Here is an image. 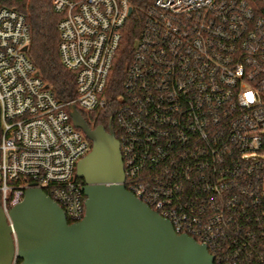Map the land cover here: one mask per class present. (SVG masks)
Returning <instances> with one entry per match:
<instances>
[{
	"label": "built area",
	"instance_id": "2783aa9c",
	"mask_svg": "<svg viewBox=\"0 0 264 264\" xmlns=\"http://www.w3.org/2000/svg\"><path fill=\"white\" fill-rule=\"evenodd\" d=\"M51 5L60 15V61L75 75L67 101L26 55L25 15L0 7V206L10 225L29 188L50 196L68 223L83 218L76 164L91 141L70 106L107 105L131 14L129 0ZM122 86L114 120L126 189L177 234L206 245L215 264H264L253 230L233 228L243 201L264 195V0H153Z\"/></svg>",
	"mask_w": 264,
	"mask_h": 264
},
{
	"label": "water",
	"instance_id": "95a60500",
	"mask_svg": "<svg viewBox=\"0 0 264 264\" xmlns=\"http://www.w3.org/2000/svg\"><path fill=\"white\" fill-rule=\"evenodd\" d=\"M70 116L91 141L76 164V176L84 182L85 214L68 223L42 189H27L9 212L11 225L0 206V264H215L206 245L177 234L126 189L114 132L91 127L75 105Z\"/></svg>",
	"mask_w": 264,
	"mask_h": 264
},
{
	"label": "trees",
	"instance_id": "16d2710c",
	"mask_svg": "<svg viewBox=\"0 0 264 264\" xmlns=\"http://www.w3.org/2000/svg\"><path fill=\"white\" fill-rule=\"evenodd\" d=\"M132 8L123 28L121 41L116 51L106 87L107 105L98 110H79L91 126L103 125L112 130L115 137L119 132L114 120L119 97L123 94L122 83L129 66L134 44L138 39L145 13L153 0H129ZM14 8L23 13L29 28L30 42L26 52L53 94L61 101L75 96V75L64 67L58 53L59 34L57 22L60 15L51 5V0H0V7ZM264 149V148H263ZM261 172L264 173V160H261ZM244 213L236 219L234 229H252L253 245L264 247V195L256 202L251 199L243 201ZM20 262L19 259L16 260Z\"/></svg>",
	"mask_w": 264,
	"mask_h": 264
},
{
	"label": "snow or ice",
	"instance_id": "6c2138e0",
	"mask_svg": "<svg viewBox=\"0 0 264 264\" xmlns=\"http://www.w3.org/2000/svg\"><path fill=\"white\" fill-rule=\"evenodd\" d=\"M249 99H251V94H249Z\"/></svg>",
	"mask_w": 264,
	"mask_h": 264
}]
</instances>
